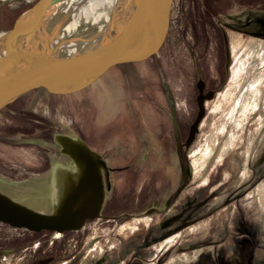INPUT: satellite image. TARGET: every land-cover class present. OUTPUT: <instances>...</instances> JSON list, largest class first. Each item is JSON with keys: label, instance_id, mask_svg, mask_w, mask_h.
Listing matches in <instances>:
<instances>
[{"label": "rangeland", "instance_id": "1", "mask_svg": "<svg viewBox=\"0 0 264 264\" xmlns=\"http://www.w3.org/2000/svg\"><path fill=\"white\" fill-rule=\"evenodd\" d=\"M35 1L0 0V33ZM122 5L54 69L100 66L86 91L35 92L0 110V177L18 182L0 188L48 211L52 163H68L53 134L78 136L112 168L105 217L62 234L0 223V264H264V38L235 20L264 11V0H176L153 58L139 56L151 4L125 15ZM199 78L213 97L184 148Z\"/></svg>", "mask_w": 264, "mask_h": 264}, {"label": "water", "instance_id": "2", "mask_svg": "<svg viewBox=\"0 0 264 264\" xmlns=\"http://www.w3.org/2000/svg\"><path fill=\"white\" fill-rule=\"evenodd\" d=\"M63 1L36 0L16 17L7 31L0 33V43L3 44L0 50V110L35 92L54 98L73 97L87 90L89 82L85 81L93 80L94 76L100 74V66L75 70H48L41 66L44 53L39 51V45L33 44V40L46 30L49 21L61 11ZM149 1L153 17L150 24L146 19L141 23L139 39L143 52L139 56L153 58L165 42L176 0ZM132 61L129 60L130 63ZM203 86L204 82L199 78L196 98L198 110L183 143L184 148L189 147L198 131L205 114L204 101L213 97V91L203 93ZM53 141L59 152L67 157V162L73 164V168L65 169V164L59 163L60 169L54 173V165L58 162L52 163L48 184L50 209H37L24 203L26 197H12L0 188V223L30 232L62 234L82 228L88 220L105 217L103 208L113 187L112 168L101 154L78 136L54 133ZM0 183L18 184L1 177ZM180 189L178 187L176 194ZM154 209V206L149 207L143 214H149Z\"/></svg>", "mask_w": 264, "mask_h": 264}, {"label": "bare ground", "instance_id": "3", "mask_svg": "<svg viewBox=\"0 0 264 264\" xmlns=\"http://www.w3.org/2000/svg\"><path fill=\"white\" fill-rule=\"evenodd\" d=\"M150 4L151 3L149 0H64L62 2L61 11L60 12L58 11V13L55 14L54 18L51 19L52 22L49 21V23L47 24L48 27L46 28V30L41 32L33 40V44L39 45V51H42L44 53L41 66H44V68L48 70H51V69L54 70L56 67L60 65H64L68 57L67 55H65V53L67 52L68 48L72 45V43H74L88 29H90L91 27L96 25L98 22L106 18L112 11H114L119 6L122 5V10H120V12H122L123 15H125L124 12H126L127 14L128 13L133 14V12H137L138 10L140 11L142 10L144 14H147L146 9L147 7H149ZM118 13L119 12L111 16V18L113 17L115 19L116 16L117 18L120 17V13L119 14ZM254 45H253L254 47L253 50H257L258 49V47H256L257 44H254ZM2 47H3V44L0 43V50L2 49ZM260 55H261V58L264 56V46L260 49ZM255 63H253L251 67L249 68L248 70L249 74H251L253 68L256 66ZM250 87H253V86H250ZM246 92L251 93L250 90H247ZM246 95L248 96V97L246 96L247 97L246 103L249 104L248 101H250L249 97L251 94L250 95L246 94ZM235 109L231 111L230 118H228L227 116L229 121L231 120L230 121L231 124L233 123V120L236 117ZM262 119H264V115ZM252 154H255V153H252ZM212 156H213V153L212 155L211 153H207L206 155L203 154L201 158L202 161L199 165L201 166L202 162H204L207 159L210 160ZM65 166L66 167H63L65 169L73 168V164L69 161L67 165ZM59 169H60L59 165L55 166L54 173L56 171L58 172ZM189 260L190 258L188 256H186L184 259V261H189Z\"/></svg>", "mask_w": 264, "mask_h": 264}, {"label": "flooded vegetation", "instance_id": "4", "mask_svg": "<svg viewBox=\"0 0 264 264\" xmlns=\"http://www.w3.org/2000/svg\"><path fill=\"white\" fill-rule=\"evenodd\" d=\"M237 20V29L242 30L246 33L253 34L264 38V11L254 10L247 11L244 18H235ZM236 28V27H235ZM204 88V86H203ZM199 93V90H198ZM203 93H205L203 91Z\"/></svg>", "mask_w": 264, "mask_h": 264}]
</instances>
